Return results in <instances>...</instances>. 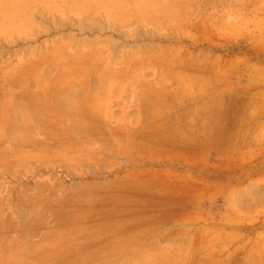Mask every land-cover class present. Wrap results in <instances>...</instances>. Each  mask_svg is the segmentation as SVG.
Returning a JSON list of instances; mask_svg holds the SVG:
<instances>
[{
	"label": "rangeland",
	"instance_id": "obj_1",
	"mask_svg": "<svg viewBox=\"0 0 264 264\" xmlns=\"http://www.w3.org/2000/svg\"><path fill=\"white\" fill-rule=\"evenodd\" d=\"M163 1L0 0V264H264V0Z\"/></svg>",
	"mask_w": 264,
	"mask_h": 264
},
{
	"label": "bare ground",
	"instance_id": "obj_2",
	"mask_svg": "<svg viewBox=\"0 0 264 264\" xmlns=\"http://www.w3.org/2000/svg\"><path fill=\"white\" fill-rule=\"evenodd\" d=\"M71 1V3L75 6V7H77L78 9H81L82 8V10H83V8L85 9L86 7H88V8H104V9H106L107 11H109V12H113V13H125V12H127V11H139V12H142L143 14H148L147 12H149L150 14L151 13H156V14H162V13H166V12H170V11H168V9H167V5H166V2L165 1H163V0H154V1H152V0H131L132 1V4L133 5H130V3H129V0H70ZM97 10H99V9H96V12H97ZM91 11H94V10H91ZM100 11V10H99ZM81 12H83V11H81ZM95 12V11H94ZM95 12V13H96ZM4 15V14H3ZM121 16H123V15H121ZM3 18H6V15H4L3 16ZM93 27V26H92ZM20 81V80H19ZM23 81V80H22ZM25 81V80H24ZM22 82V83H25V82ZM23 85V87H24V84H22ZM22 85H21V87H22ZM18 86V85H17ZM27 86V85H26ZM76 88V87H75ZM19 89H20V87H19ZM24 90L26 89V88H23ZM24 90H22L21 91V93L22 92H24ZM26 91V90H25ZM19 92H20V90H19ZM26 94H29V97H28V99H31L30 97L32 96L30 93H26ZM25 95V94H24ZM31 95V96H30ZM22 96H23V94H22ZM59 96V95H58ZM152 97V96H151ZM153 98V97H152ZM24 99H26L27 100V95L26 96H24ZM83 100V99H82ZM31 101V100H30ZM72 101V100H71ZM75 101V100H74ZM73 101V102H74ZM77 101V100H76ZM1 102V101H0ZM23 102V101H22ZM78 102V101H77ZM77 102L75 103V104H72L71 102V104L72 105H70V104H66V106H67V111L69 110V111H72V113H74V116H75V114H77V113H80L81 112V110H83V107L85 108V105H83V104H80V105H78L77 104ZM67 103V102H66ZM58 104V103H57ZM59 105V104H58ZM161 106V105H160ZM159 106V107H160ZM21 106H19L18 108H19V110L17 109V110H14L16 113L18 112V113H22V112H26V110H31L32 111V109L34 108V109H36V107L35 106H31L32 107V109H30V108H28V107H26V108H28V109H26V108H24L25 107V105L23 106V110H22V108H20ZM16 109V108H15ZM20 109H21V111H20ZM24 109H26V110H24ZM157 109V108H156ZM155 109V110H156ZM29 111H27L26 113L28 114V113H30L31 115L34 113H31V111L29 112ZM14 112V113H15ZM38 113H39V110L37 111ZM46 112V111H45ZM6 113V112H5ZM18 113H17V115H18ZM23 113V114H24ZM26 113H25V115H26ZM83 113V112H82ZM10 114H11V111L9 112V117H11L10 116ZM36 114V113H35ZM34 114V115H35ZM40 114V113H39ZM0 115H3L2 113H0ZM25 115H20L21 117L23 116H25ZM41 115H43V114H41ZM41 115H38L39 117H38V119L40 118V116ZM79 115V114H78ZM80 115H82V114H80ZM8 116V115H7ZM6 116V117H7ZM28 116H29V114H28ZM74 116L72 117L73 119H74ZM31 117V116H30ZM77 117V115L75 116V118ZM79 117V116H78ZM8 118V117H7ZM6 118V119H7ZM25 118H26V120H28L29 118L27 117V116H25ZM28 118V119H27ZM43 117L41 116V118L40 119H42ZM80 118V117H79ZM79 118H77L76 119V122L78 123V121H80L79 120ZM30 119H32V117L30 118ZM82 119V118H81ZM10 120H12L11 118H10ZM15 121H16V119H14ZM75 120V119H74ZM0 121H1V119H0ZM30 121H32V120H30ZM47 121V120H46ZM29 122V121H28ZM73 122V121H72ZM47 123V122H46ZM74 123V122H73ZM23 124H25V125H23ZM22 125H23V128H25V126H27L28 124L26 123V121L23 123L22 122ZM42 125V124H41ZM79 125V124H78ZM9 126L10 127H6L7 128V130H9V129H11L12 127H13V124H12V126H11V124H9ZM16 128V129H15ZM13 129H15V130H13ZM13 129H11L10 131H12L13 130V133H14V136H15V138H17V139H19L20 138V142H19V144H25L24 146H29V144H31V139L30 138H33V136L32 137H30V135H32V133H34V131H32V132H30V130H27V128H26V133L27 132H29L30 133V135H28V134H25V132H24V130L23 129H21V128H18V127H14ZM38 129V128H37ZM173 130V129H172ZM36 133V132H35ZM34 133V134H35ZM40 133V132H39ZM43 134V133H42ZM41 134V136H43ZM41 136H40V138H41ZM34 137H36V136H34ZM9 138H11V137H9ZM45 138V137H44ZM42 139V138H41ZM11 141H13V143L12 144H14V145H16L18 142H16V143H14V138H13V140H11ZM10 141V142H11ZM42 141V140H41ZM21 146V145H20ZM23 146V147H24ZM30 150V149H29ZM17 151V150H16ZM1 152V151H0ZM18 152V151H17ZM30 207V206H29ZM55 209V208H54ZM38 210H41V207H40V209H38ZM103 245V244H102ZM100 246V245H99ZM98 248V247H97ZM100 248H102V246L100 247ZM100 248H98V249H100ZM97 252L99 251V250H96ZM119 251V250H118ZM95 252V251H94ZM110 252V251H109ZM108 252V254H110ZM112 252V254H113V256H114V258H116V255L115 254H117V252L116 251H111ZM96 254V253H95ZM94 256V255H93ZM110 256H112V255H110ZM88 258V257H87ZM95 258V257H94ZM96 258H98L97 260H99V261H101L102 259H104V260H107V258H108V255L105 253V255H103V254H97L96 255ZM90 259V258H89ZM93 260V259H92ZM91 260V261H92ZM86 261H89L88 259L86 260V258H84V257H82L81 259H77V258H74L73 260H72V263L71 264H87V262ZM70 263V262H69ZM89 263V262H88ZM114 263V262H113ZM116 263V262H115ZM145 263V261L142 263H140V264H144ZM32 264V263H31Z\"/></svg>",
	"mask_w": 264,
	"mask_h": 264
}]
</instances>
